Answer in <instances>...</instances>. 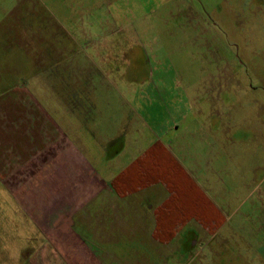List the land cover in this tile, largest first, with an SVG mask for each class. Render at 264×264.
I'll list each match as a JSON object with an SVG mask.
<instances>
[{"label":"rangeland","instance_id":"374dc122","mask_svg":"<svg viewBox=\"0 0 264 264\" xmlns=\"http://www.w3.org/2000/svg\"><path fill=\"white\" fill-rule=\"evenodd\" d=\"M88 6L115 28L87 27ZM102 34L105 64L71 69L70 40L89 51ZM255 175L264 0H0V264H264L242 248L254 223L264 242ZM166 210L177 246L153 235Z\"/></svg>","mask_w":264,"mask_h":264},{"label":"crops","instance_id":"0c3cea01","mask_svg":"<svg viewBox=\"0 0 264 264\" xmlns=\"http://www.w3.org/2000/svg\"><path fill=\"white\" fill-rule=\"evenodd\" d=\"M87 8H88L87 16H86V18L88 19L87 27H90V28H96V27H99V28H104V27L105 28L106 27L113 28L114 27L112 15H111V20H112L111 23L113 25L111 23H109V21L103 19L101 16H97L96 11H93V9H91L92 8L91 6H88ZM97 18H99L100 20H98ZM99 39H102V41L100 43H98V47L97 46L93 47V46L90 45V50L89 51L81 50L80 47L76 45L78 43L74 42L73 39L70 40V42H71V44H73V46L71 47V50L68 51V54L70 53L69 54L70 58L72 57L74 59L75 63H76V64L74 63L72 65V61L70 60V62H71L70 64L72 66H74V68L72 67L71 69H77V70L79 69V72H80L82 67L84 66L83 63L88 62V61H93V60H96V59H100L102 64H105V58L107 57V54L108 53L110 54V52L113 50V47L115 46L117 41L115 39H113V38H109L108 34H102L99 37ZM57 42H59V46H58V48L56 50H60L59 47H61L63 42L62 41H57ZM56 52L53 53V54H55V57H54V55L51 56V57L53 59H58V58L60 59L59 53H56ZM62 52H63V50H62ZM56 54H58V57L56 56ZM95 67H97V66H95ZM94 72L97 73L96 71H94ZM98 73H100V72L98 71ZM81 84L82 83H81L80 79L77 78L75 83H74V86H82ZM214 107H216V106H214ZM212 113H213V115L215 117V115L218 113V111L217 110H213ZM193 136H195V135H193ZM257 136L258 135H255V141L258 138ZM125 138L126 137L121 136V135L108 137L107 140L111 141V143H109L106 146V148H107L106 150L107 151H106V154L103 153V155L109 156V157L111 156L113 158L114 157L116 158L119 153L123 152V150L126 149V139ZM115 140H117V141L120 140L121 144H120L119 147H117V151L114 152V151H111L110 149L113 147L112 144L115 142ZM217 141H218L219 144H224L222 142H219L218 139H217ZM234 143H235V141H234ZM208 146H209V144H208ZM189 147H190L189 150H191V151L197 150L195 147H192L191 145H189ZM208 153H211L210 150L208 151ZM113 158H111L109 160H113ZM257 170H258V167L257 168L254 167L252 169V171L255 174H257ZM244 179H245V181H243L244 182L243 185L245 186L244 188L249 189V193L247 194L246 197H248L249 195H253V194L256 195L257 192H260V194H259L260 196L258 197V201H259V203L264 202V187H263L264 186V177L261 180L258 181L257 175H255V177L251 178V179H253L252 182H246V181H249L251 179H246V178H244ZM77 180H78L77 177H73L72 176L70 183L71 184L72 183L75 184L77 182ZM217 186L220 187V186H224V185H221V183H219ZM241 186H242V182H241ZM150 187H153V186H150ZM209 187H210V184L206 183L203 186V188H207V190H204L203 192H204L205 196L207 197V199L210 200V203H211V198L215 196L214 195L215 193H216L217 197L222 199V197L220 195L221 194L220 191L219 192L212 191L211 189H209ZM229 194H230V192H229ZM238 201H240V204H242V201L240 199H238ZM253 208H254L255 211L258 209V207L256 208V203L254 204ZM260 208L262 209V212H263V215H264V207H260ZM215 209H216V211H214V212L205 210L204 211V215H225L224 211H223L222 204H219L218 207H215ZM239 210H240V205H239L238 208H235L232 211L231 215L232 214L236 215ZM166 213H167V215H163L162 217L161 216L158 217V215H155L157 217V219H156L155 226L153 228V235L156 237L155 239L157 241H161V239H163L164 243L169 242L170 244H175L176 245L177 244V236H178V233H176L177 222L172 224V218H173V216H176V215H169L170 212L168 210H166ZM248 215H252V214H248ZM253 215L254 216L255 215H259L258 211H256V213H254ZM47 217H49L48 220H47ZM47 217H46L45 221H47L49 223V226L47 228L48 229V233H50V234H52L54 232L56 233L57 228H59V225H60V223L63 220V216H60V217H57V218H54V217L52 218L51 215H48ZM159 219H162V220L161 221H157ZM260 219L261 218L259 217L258 220H260ZM254 226L250 229V232H246L251 237H249V239H244L243 240V245H242L243 247L242 248H243V250L251 252V253L255 252L254 253V255H255L254 259H256L257 262H263L264 263V242L260 241L259 243L256 242V244L253 243V239L258 237L257 236L258 235V229L256 228L255 223H254ZM240 229H241V226L235 228L234 229L235 234ZM97 231L98 230H96V234H97ZM173 232H174V234H172ZM54 240H55V242L58 241V236L56 234H55ZM143 243H145V242H143ZM242 248H240V250ZM50 250H51L50 251L51 255H56L57 254L56 253L57 251L55 249L52 248ZM176 250H178V247H177ZM236 251L238 252L239 249L236 250ZM254 259H252V260L255 261ZM52 264H69V263H67L65 261H60V262H57V263L52 262Z\"/></svg>","mask_w":264,"mask_h":264}]
</instances>
